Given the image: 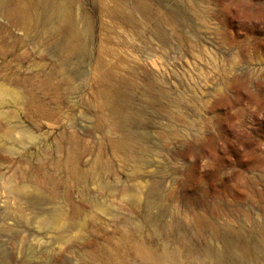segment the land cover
<instances>
[{
  "label": "rangeland",
  "instance_id": "obj_1",
  "mask_svg": "<svg viewBox=\"0 0 264 264\" xmlns=\"http://www.w3.org/2000/svg\"><path fill=\"white\" fill-rule=\"evenodd\" d=\"M146 1L145 18L123 0L136 22L113 0H72L87 41L61 65L28 0H0V264H151L137 247L178 251V264H200L188 250L206 247L264 254V100L244 93L264 89V0ZM104 89L139 112L140 155L117 145ZM156 89L171 102L150 101ZM55 211L53 224L35 218Z\"/></svg>",
  "mask_w": 264,
  "mask_h": 264
},
{
  "label": "bare ground",
  "instance_id": "obj_2",
  "mask_svg": "<svg viewBox=\"0 0 264 264\" xmlns=\"http://www.w3.org/2000/svg\"><path fill=\"white\" fill-rule=\"evenodd\" d=\"M3 4L6 5H14L17 10H22L24 7L20 6L23 4V0H1ZM30 3L31 8H33L34 13L39 17H42L45 22L48 23L52 31H56L57 34V41L55 45L56 53L60 57L61 65L67 64L76 58H80L84 54L85 50V40L87 41V23L82 14L74 15L71 11L72 7V0H28V4ZM133 5L135 12L145 18L149 16L151 13L150 8L148 7L149 4L146 0H133ZM112 8L117 13L121 14L124 19L126 20H134L137 22L136 17L132 12L126 11V7L123 3V0H113ZM179 11V10H178ZM173 16V15H172ZM179 16V15H178ZM182 17V14H181ZM179 18V17H178ZM174 18L171 15H168L166 20L170 21ZM166 23V21H165ZM161 23H156L151 33L154 37L163 39V29L161 27ZM82 59V58H80ZM78 59V61L80 60ZM77 61V62H78ZM76 62V63H77ZM151 89H143V92H147ZM155 95H153L149 100L155 101L159 97H163L166 99L167 102H171V98L169 93L164 89H156ZM234 95L237 94L238 89H231ZM245 98L249 100H254V102H260V99L264 100V89H245ZM103 94L106 98V109L108 112V117L114 121L113 127L119 131L120 135L118 137L117 145L122 148L123 150L130 153L131 156L140 155L145 151V144L143 143L144 135H140L133 133L129 128V123L131 120H138L139 119V112L133 111L134 109L125 110L122 101H119L117 93L113 90L104 89ZM4 95V91L0 89V100ZM260 109V108H259ZM261 111L258 109H254L250 114L249 117L256 121L258 117H260ZM133 124V123H131ZM138 192H135L131 196L132 204L136 201L134 199V195ZM144 200L146 201L147 207L152 205L149 201L152 189L147 187L143 191ZM25 197V196H24ZM20 195L17 197L21 202L26 203L28 207L31 206L26 199ZM155 203V202H154ZM144 204V205H145ZM157 204V203H156ZM146 207V208H147ZM17 218H22L23 215L19 212L14 214ZM58 215L57 211L50 215H46L44 213H38L35 215V218H41L45 223H54L56 220V216ZM137 223V222H136ZM140 224V223H139ZM139 224L134 223V227L129 229H123L121 236L119 237L118 241L114 244V249L118 248L121 243L128 242L129 234L134 230L139 228ZM127 227L129 225H126ZM125 226V227H126ZM212 233H217L218 229L211 226L210 228ZM240 231V230H239ZM229 232V231H228ZM235 232V230L233 231ZM238 232V231H237ZM235 232V234L237 233ZM242 233V232H241ZM234 234V233H233ZM236 237V236H235ZM246 241V239H245ZM248 241V240H247ZM243 244V242H242ZM245 245V242H244ZM242 247V246H241ZM249 247V246H248ZM206 247V251L201 253L202 255L196 253L194 250H188L187 258L194 262H199L200 264H241L245 259L241 256H236L234 253L225 252L224 250H209ZM250 248V247H249ZM212 249V248H211ZM244 249V248H243ZM203 250V249H202ZM201 250V251H202ZM205 250V249H204ZM253 250V249H252ZM250 251L248 249H244V254H249V260H255L264 262V254L259 252L257 249L255 251ZM137 251L140 254L145 255L151 259V264H178V251L172 250L168 251V249H163L159 253H152L143 247H137ZM200 251V252H201ZM241 252H243L241 250ZM100 254L107 258L111 256L113 253L111 252V248H105L100 251ZM243 254V255H244ZM203 257V260L200 259ZM245 261H248V258ZM246 258V257H245ZM28 263V262H27Z\"/></svg>",
  "mask_w": 264,
  "mask_h": 264
}]
</instances>
